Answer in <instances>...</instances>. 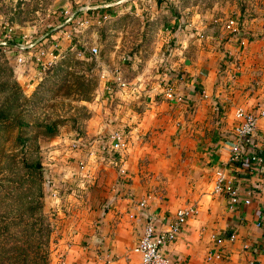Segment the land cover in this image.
Returning a JSON list of instances; mask_svg holds the SVG:
<instances>
[{
	"label": "crops",
	"instance_id": "0c3cea01",
	"mask_svg": "<svg viewBox=\"0 0 264 264\" xmlns=\"http://www.w3.org/2000/svg\"><path fill=\"white\" fill-rule=\"evenodd\" d=\"M132 2L124 5L131 10ZM93 6L102 7L99 1ZM174 27H164L151 53L113 52L110 69L99 66L97 86L81 102L87 119L80 129L63 128L45 138L43 207L54 214L51 223L60 225L58 234L52 229L47 264H140L132 247L144 220L166 222L188 206L197 213L165 247L170 264H264V165L251 160L253 150H264V117L257 122L256 143L241 140L244 156L230 161L238 142L236 108L252 111L264 102V41L246 39L241 49L223 25L219 34L202 25ZM200 27L202 39L195 33ZM67 42L64 35L51 42L45 58H56ZM225 55L237 57L236 65ZM20 71L16 77L30 91L38 80L34 68L26 64ZM114 74L125 88L116 86ZM167 84L179 101L164 96ZM113 128L127 136L118 153L104 146ZM111 158L126 171L120 184ZM216 168L236 184L235 206L214 192ZM139 200L146 202L144 211L135 206Z\"/></svg>",
	"mask_w": 264,
	"mask_h": 264
},
{
	"label": "rangeland",
	"instance_id": "374dc122",
	"mask_svg": "<svg viewBox=\"0 0 264 264\" xmlns=\"http://www.w3.org/2000/svg\"><path fill=\"white\" fill-rule=\"evenodd\" d=\"M98 1L102 7L85 10L87 6H93ZM128 1L130 0H0V43L14 39L21 45L20 51L12 46L3 47V57L11 67L13 78L26 95L31 93L36 84L28 91L27 82L16 77L21 72L20 69L23 65H28L26 60L34 52L44 48L47 50V46L49 48L51 42H57L60 36L64 35L68 42L62 53L52 59L51 63L68 52L74 53L76 58H81L86 63L90 60L93 62L87 73L83 67H76L77 71L68 77L71 82L70 90L67 86L62 87L57 91L56 97L47 101L40 109L41 117L54 118L59 115L68 118L58 126L57 133L63 128L79 130L87 119V112L81 104L83 101L75 100L76 85L73 80L76 76L83 74L90 79V99L97 86L98 68L102 66L104 69H110L108 62L113 52L116 56L137 54L138 50L151 53L153 42L159 41L164 27L171 30L175 23L178 30L202 25L204 29L209 27L219 34V27L222 28L226 21L231 20L238 22L240 28H243L241 30L244 33L245 45H240L241 49L245 48L246 39L248 42L264 41V0H131V10L129 5H124ZM88 9L91 11L87 12ZM203 28L195 31L200 39L205 38ZM142 44L144 45L141 46ZM92 45L97 47L94 57L87 52V48ZM168 46L165 47V53L169 50ZM226 55L227 62L236 65L237 57ZM16 56H22L23 62H16ZM72 70L74 69L71 67L70 72ZM42 75L43 73L37 76V83ZM79 106H82L84 111ZM81 111L85 112V118H78ZM45 138L47 137H37L41 164L49 147ZM44 172L43 168V174ZM49 195L53 197L54 193L50 191ZM48 215L52 222L54 214L49 211ZM51 224L52 229H55L54 233L58 234L60 225ZM49 250L51 252L50 242Z\"/></svg>",
	"mask_w": 264,
	"mask_h": 264
},
{
	"label": "trees",
	"instance_id": "16d2710c",
	"mask_svg": "<svg viewBox=\"0 0 264 264\" xmlns=\"http://www.w3.org/2000/svg\"><path fill=\"white\" fill-rule=\"evenodd\" d=\"M3 47L10 46L0 43V264H47L52 224L43 207L47 182L37 137L54 136L68 118L41 117L39 113L62 87L70 90L68 77L76 67L87 73L93 62L68 52L45 67L41 80L26 95L12 76ZM73 82L75 100H89L90 79L80 74ZM84 113L78 118H85Z\"/></svg>",
	"mask_w": 264,
	"mask_h": 264
},
{
	"label": "built area",
	"instance_id": "2783aa9c",
	"mask_svg": "<svg viewBox=\"0 0 264 264\" xmlns=\"http://www.w3.org/2000/svg\"><path fill=\"white\" fill-rule=\"evenodd\" d=\"M91 7L94 8L95 6H87L85 10ZM223 28L227 30L240 45H245L244 38H241L240 36V26L238 22L235 23L231 20L226 21L225 24H223ZM87 52L94 57L97 53V47L92 45L87 48ZM45 55L46 53L43 49H38L28 60H26L28 65L34 68V76L39 77L45 67L52 62V59H54V56L51 59H46ZM45 59L47 60L46 62ZM15 60L18 63H22L23 57L16 56ZM113 76V80L118 88L121 89L126 87V82L119 74H114ZM164 96L168 99H174L177 101L181 99L180 95L173 92V87L169 84L164 87ZM234 115L239 121L238 125L234 128V134L237 137L238 142L232 149L230 161L239 162L244 156L240 141L243 139H251L256 143L253 136L257 134L258 119L264 117V105L259 103L254 109H252V111H246L242 107H238L236 108ZM261 139H263L262 141L264 143V135L261 136ZM105 141L104 146H106V151L108 152L118 153L124 150L127 146V136L125 131L118 128L111 129ZM71 143L74 145L76 144L75 141ZM251 160H255L259 165H264V150H253L251 153ZM111 161L116 163L115 166L117 167L118 173L117 181L120 184L126 178V171L119 160L111 158ZM262 177L264 178V172L262 173ZM213 184L214 192L225 194L229 200L230 206H235L239 203L240 196L238 189L235 186L236 184L224 175L221 168H216L214 171ZM246 203H249V201H246ZM135 206L139 210L144 211L146 202L145 200H139ZM196 213L197 210L195 207L188 206L177 209L166 222L156 223L152 218L145 219L141 227V232L132 247V250L139 255L140 264H170V260L165 254V247L172 242L178 234L183 232L187 220ZM129 217H135L134 213L131 212ZM233 237L234 236L232 235L231 239H233ZM217 257H220V255H217Z\"/></svg>",
	"mask_w": 264,
	"mask_h": 264
},
{
	"label": "water",
	"instance_id": "95a60500",
	"mask_svg": "<svg viewBox=\"0 0 264 264\" xmlns=\"http://www.w3.org/2000/svg\"><path fill=\"white\" fill-rule=\"evenodd\" d=\"M4 45H8V46H12V47H16V48H21V45L18 44L15 41H3L2 42Z\"/></svg>",
	"mask_w": 264,
	"mask_h": 264
}]
</instances>
